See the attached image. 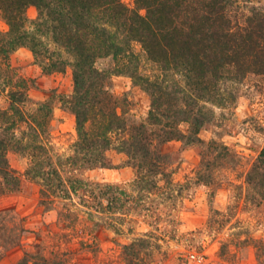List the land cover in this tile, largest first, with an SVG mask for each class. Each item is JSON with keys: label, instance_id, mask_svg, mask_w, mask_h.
<instances>
[{"label": "trees", "instance_id": "obj_1", "mask_svg": "<svg viewBox=\"0 0 264 264\" xmlns=\"http://www.w3.org/2000/svg\"><path fill=\"white\" fill-rule=\"evenodd\" d=\"M0 16L7 27L0 31L6 70L10 55L26 48L44 73L71 71L73 91L63 102L76 131L71 153H55L48 141L51 104L29 111L24 80L13 86L7 108L0 107L1 190L17 192L21 185L8 155L25 157L24 176L39 186L40 203L47 209L60 205L58 220L71 224L73 208L83 206L118 215L108 226L122 234L131 203L149 211L145 200L163 189L159 182L171 183L174 156L163 146L199 145L200 166H214L230 154L222 142L200 137L214 124V108L234 107L243 87L264 90V0H133V7L123 0H0ZM142 56L151 64L149 73L141 68ZM108 58L114 67L99 69L98 62ZM113 76L130 78L147 94L145 121L128 123L127 101L111 91ZM11 85L8 79L0 92ZM111 150L124 154L134 171L129 189L84 177L90 170L113 168ZM211 177L202 169L196 174L199 182ZM245 183L256 196L252 200L262 204L264 145ZM178 187L180 194L187 185ZM147 236L123 245L127 264H147L152 246ZM255 247L258 264H264V240ZM56 257L34 256L38 261L32 264H61ZM18 264H30L28 257Z\"/></svg>", "mask_w": 264, "mask_h": 264}, {"label": "rangeland", "instance_id": "obj_2", "mask_svg": "<svg viewBox=\"0 0 264 264\" xmlns=\"http://www.w3.org/2000/svg\"><path fill=\"white\" fill-rule=\"evenodd\" d=\"M123 1L133 7V0ZM35 15V10H28L29 18ZM6 28L0 16V31ZM134 51L141 54L138 44H134ZM2 62L0 59V90L8 79L12 85L0 92L1 109L7 108V92L24 80L30 101L26 109L51 104L49 144L57 154H70L76 140L75 118L63 100L73 91L71 71L44 73L26 48L10 55L9 70ZM97 67L110 70L114 62L103 59ZM141 68L145 73L152 68L144 56ZM111 91L127 101L124 109L129 124L145 121L149 97L130 78L113 76ZM214 112V124L200 137L206 142H222L230 150L229 157L202 167L199 145L183 147L180 142H171L163 146L174 156L171 183L159 182L163 189L145 200L149 211L131 203L134 210L121 227L122 234L108 226L118 215L99 214L83 206L73 208L74 223L59 221L61 206L47 209L42 205L39 186L24 176L28 160L10 153L9 164L21 176V185L17 192L3 193L0 179V264H18L24 257L32 264L38 261L34 256L53 260L54 254L61 264H127L123 245L146 234L152 245L147 264H190L188 254L194 251L203 252L207 264H258L255 241L264 240V202L258 205L252 200L256 196L247 189L245 177L264 145V90L243 87L234 107L214 108ZM108 156L113 168L87 171L85 179L129 189L134 171L126 166V156L114 150ZM201 169L211 171L209 182L196 179ZM180 185L187 187L179 194Z\"/></svg>", "mask_w": 264, "mask_h": 264}, {"label": "built area", "instance_id": "obj_3", "mask_svg": "<svg viewBox=\"0 0 264 264\" xmlns=\"http://www.w3.org/2000/svg\"><path fill=\"white\" fill-rule=\"evenodd\" d=\"M188 261L190 264H207L205 254L199 251L189 253Z\"/></svg>", "mask_w": 264, "mask_h": 264}]
</instances>
